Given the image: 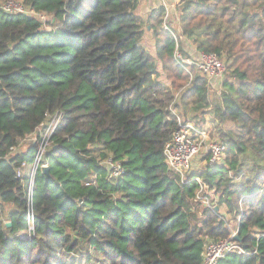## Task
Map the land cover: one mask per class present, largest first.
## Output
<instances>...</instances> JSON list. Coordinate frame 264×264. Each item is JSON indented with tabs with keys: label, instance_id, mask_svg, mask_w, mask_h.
Here are the masks:
<instances>
[{
	"label": "trees",
	"instance_id": "trees-1",
	"mask_svg": "<svg viewBox=\"0 0 264 264\" xmlns=\"http://www.w3.org/2000/svg\"><path fill=\"white\" fill-rule=\"evenodd\" d=\"M16 1L45 20L0 9V213L11 222L0 264H201L206 243L230 235L220 205L245 253L216 264H264V0H178V34L162 27L161 3L142 17L137 0ZM184 39L225 60L221 93L175 60L176 44L190 55ZM55 114L29 229L16 171L36 147L19 141ZM207 115L235 128L214 134L223 163L180 183L164 144L177 116L202 128ZM107 158L121 176L108 177Z\"/></svg>",
	"mask_w": 264,
	"mask_h": 264
},
{
	"label": "built area",
	"instance_id": "built-area-1",
	"mask_svg": "<svg viewBox=\"0 0 264 264\" xmlns=\"http://www.w3.org/2000/svg\"><path fill=\"white\" fill-rule=\"evenodd\" d=\"M166 0H161V4L165 7V12L162 21V27L169 32L173 31L171 27L168 26L169 20V9L168 5L165 3ZM0 9L6 13H22L29 14L33 16H38L42 20H45V16L41 13H36L30 7H25L22 2L16 0H3L0 3ZM196 54H191L187 57L180 55V51L177 49V44L173 52L175 60L182 66L194 64L198 70L205 75L206 82L209 87L215 90L222 89L223 79L226 73V65L224 59L220 58L214 53L205 52H195ZM173 112L175 111L170 106ZM61 118L60 114H55L52 116L45 128L39 127L38 135H31L27 139H22L19 141L20 145L24 143H30L35 145L36 151L34 153L33 166L29 171H26V162H22L17 168L16 177L20 178L21 183L26 188V196L28 201L27 219L29 223V229L32 228L33 218L31 214V200L32 191L34 185L35 174L40 167L42 170L46 164L43 162V155L46 152L47 146L49 145V137L52 131L55 129ZM19 145V146H20ZM14 148V147H12ZM226 149V144L220 139H217L214 135L210 137L208 126H203L198 128L193 122H185L182 117L177 116V125L173 130L171 138L164 144L163 147V157L166 163L167 169L169 171L175 172L179 175L180 183L186 182V177L201 167L213 168L217 165L223 163L224 152ZM12 150H15L12 149ZM196 159H201L200 162ZM105 166L107 168L108 177H119L124 172L121 164L112 161L111 158L105 160ZM26 174L27 179H26ZM194 180L199 179L197 177ZM86 183V185H88ZM199 193V192H198ZM82 201H79L81 204ZM208 204V200L205 201ZM230 230V235L225 239L209 240L202 253V263L201 264H216L219 259L224 258L228 254L245 253L242 246L238 244L236 239L237 230H233L230 224H226Z\"/></svg>",
	"mask_w": 264,
	"mask_h": 264
},
{
	"label": "rangeland",
	"instance_id": "rangeland-1",
	"mask_svg": "<svg viewBox=\"0 0 264 264\" xmlns=\"http://www.w3.org/2000/svg\"><path fill=\"white\" fill-rule=\"evenodd\" d=\"M146 1L147 0H137V5H136V8H135V11L136 12H138V9L140 8L141 10H143L144 8H145V5L144 4H146ZM178 0H167V2H170V3H172V4H174V8H175V4H176V2H177ZM158 2V1H157ZM161 2V0H159V3ZM143 5H144V7H143ZM156 6H159V4L157 3V5ZM176 31V30H175ZM143 33H146V34H148V32H147V30H146V27H143ZM185 40V39H184ZM140 43H141V45L147 50V51H149L150 53H152V54H155V48H154V46L152 45L153 44V38L151 37V35H144V39L142 40V41H140ZM181 55V54H180ZM159 79H163V76H161V77H159ZM210 89L211 90H213L214 91V93L216 94V92H218V93H221L222 92V90L223 89H221V90H217V91H215V89H213L212 87H210ZM205 123H207L208 122V126L210 127V129H209V134H210V137H212L215 133H216V135H219L220 136V134H219V132H218V129L221 127L222 128V130L223 131H227V130H233L234 131V126L233 125H231V122H229V121H227V122H221L220 123V121L219 122H214V119H213V117H211V116H206L205 117ZM205 126V125H204ZM216 137V136H215ZM24 147H26V146H24ZM197 161L198 162H200L201 161V159L199 160V159H196L195 160V163H197ZM201 167H202V165H201ZM201 167H199V168H201ZM198 168V169H199ZM195 170H197V169H195ZM36 173H37V171H36ZM27 174H26V179H27ZM36 176V175H35ZM211 193V192H210ZM214 197V196H213ZM218 199V197L217 196H215L214 197V200L216 201ZM203 201L205 202V201H207V199L205 198V199H203ZM215 203V202H214ZM225 206V205H224ZM224 206H222V205H220V214H222L223 215V217H224V219H225V221L227 222V224H230L231 226H232V229L233 230H237V220L233 217L234 215H230V213H226V210H225V208H224ZM1 214V213H0ZM22 235V234H21ZM24 237L26 236V234L25 235H23Z\"/></svg>",
	"mask_w": 264,
	"mask_h": 264
},
{
	"label": "crops",
	"instance_id": "crops-1",
	"mask_svg": "<svg viewBox=\"0 0 264 264\" xmlns=\"http://www.w3.org/2000/svg\"><path fill=\"white\" fill-rule=\"evenodd\" d=\"M158 1V2H157ZM162 3L160 2L159 3V0H147L146 1V4L145 5V8L143 10H141L140 8L138 9V13L142 16V17H145L146 14L153 8L156 7V5ZM165 3L168 5V9H169V20H168V26L171 27L173 30H176V32H180L181 29H180V26H179V22H178V19H177V16H176V9L174 8V4L170 3V2H167V0L165 1ZM177 3V2H176ZM143 5V7H144ZM149 34V33H148ZM146 33H144V35H148ZM144 35L142 36V39L141 41L144 39ZM150 35V34H149ZM185 50L186 51H189L188 54H196L195 52H197L195 50V47L193 45H191L186 39H185ZM153 45V44H152ZM217 91V90H215ZM205 126H208V122L205 123ZM208 128L210 129V127L208 126ZM25 144H22L21 147H24ZM20 148V147H19ZM33 162H26L27 165H26V171H29L32 166H33ZM215 201V200H214ZM6 221V219H4L3 215L0 214V224L1 223H4ZM20 234H24L22 232H20Z\"/></svg>",
	"mask_w": 264,
	"mask_h": 264
},
{
	"label": "water",
	"instance_id": "water-1",
	"mask_svg": "<svg viewBox=\"0 0 264 264\" xmlns=\"http://www.w3.org/2000/svg\"><path fill=\"white\" fill-rule=\"evenodd\" d=\"M42 170H43V173H44L46 176H49V173H48V167H47V166L43 167ZM4 225H5L6 227H9V226L11 225V222H10V221H5V222H4ZM234 238L237 239V236H235Z\"/></svg>",
	"mask_w": 264,
	"mask_h": 264
}]
</instances>
